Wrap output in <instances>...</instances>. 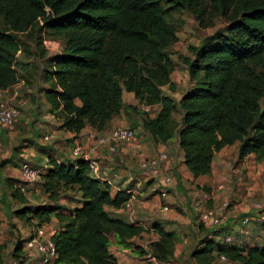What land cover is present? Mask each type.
Segmentation results:
<instances>
[{
  "label": "trees",
  "instance_id": "16d2710c",
  "mask_svg": "<svg viewBox=\"0 0 264 264\" xmlns=\"http://www.w3.org/2000/svg\"><path fill=\"white\" fill-rule=\"evenodd\" d=\"M177 8L229 22L225 33L207 38L187 61L193 85L179 101L163 91L175 86L169 48L178 35L169 19ZM0 17V89L19 79L17 54L26 50L22 34L31 36L37 30V42L46 29L65 37L63 51L46 55L42 70L44 82L51 84L44 89L50 113L60 129L79 135L90 125L103 132L124 110L127 91L146 105L158 106L142 126L153 142L177 138L194 178L211 174L216 153L235 143L237 162L252 154L264 161V0H0ZM178 111L179 121L174 118ZM14 153L20 152L15 148ZM47 164L44 190L55 204L61 190L73 191L75 207L62 211L64 205H28L21 190L24 183L7 181L22 204L14 211L17 217L31 225L58 219L53 234L57 264H117L109 249L112 233L142 254L149 251L161 264L178 263L181 252L173 231L154 226L159 237L146 251L134 239L147 229L107 210L123 206L126 190L112 196L110 183L92 177L83 159L59 161L51 156ZM252 224L261 231L262 223ZM200 228L204 236L190 254L196 264H215L221 255L235 264H264L260 233L253 236L247 230L243 241L222 244L216 240L217 230L202 223ZM24 240H17L11 252L19 264L25 263ZM0 264H5L1 246Z\"/></svg>",
  "mask_w": 264,
  "mask_h": 264
},
{
  "label": "rangeland",
  "instance_id": "374dc122",
  "mask_svg": "<svg viewBox=\"0 0 264 264\" xmlns=\"http://www.w3.org/2000/svg\"><path fill=\"white\" fill-rule=\"evenodd\" d=\"M169 21L175 27L178 35L177 41L169 48V52L175 66L171 76L175 86L173 88L165 86L163 87V91L179 101L181 96L193 85L187 61L195 58V49L207 38L215 35L216 32L225 33L229 22L228 19L218 15L212 16L210 14L205 17H198L193 12L184 8H177L173 12ZM0 27H4L3 19L1 17ZM38 38L39 34L37 30H35L34 34L31 36H27L26 34H22L20 36V39L23 41V46L26 47L25 52H19L17 54L19 61V65L17 66L19 69L18 76L20 79H24L26 81V84L21 88L20 99H25L27 104L22 110L20 119L12 126H0V246L3 248L5 264H19L18 261L13 259L11 252L16 241L19 239H26L31 227L37 223V221H35L33 225L28 224L26 221L14 214V211L22 207V204L20 203V199L15 198L12 195L13 192L8 186L7 180H14L16 184L22 186L23 182L19 178L21 163L28 160L36 167L42 165L41 161L44 160H42L43 156H39L41 155L38 154L39 150L46 151L49 154L57 153L56 155L58 156H71V154L66 151L63 144L65 136H62V139L64 140H60V138L57 139V136H59L58 132L60 130L57 125V121L59 122V120L55 117L53 119L49 116V104L44 92V89L49 87L51 84L44 82L42 77V70L46 66V55L60 53L63 51L66 39L63 36L53 35L47 29L42 32L40 42L36 41ZM134 96L135 95L132 92H124V110L106 125L103 132L109 131L118 126H128L137 129V124L142 127L141 125L143 120L147 117L155 115L158 110L157 105H146L145 103L140 102L138 98V100L135 101L133 99ZM174 118L179 121L181 119V112L178 111L174 113ZM123 119H127L128 123H122ZM134 121L137 124L134 123ZM141 129L142 128H140V131ZM46 136L49 137L48 140L45 139ZM33 142L35 143L34 145H32ZM31 145L34 150H28ZM121 146L122 145L119 147ZM15 148H19L20 150H23L24 148L27 149L25 151L26 157L15 155ZM36 151L38 157L33 154L36 153ZM144 151L150 153L148 150ZM227 151L226 157L232 160V166H234V164L237 163V161H233L235 158V150L234 148H228ZM221 159H224V157L220 159L218 157L216 158L217 165ZM45 162H47V160ZM240 163L241 162H238V165L234 166V168L230 170V175H228L229 178L225 179L223 182L226 186L225 188L229 192L228 196L241 200L242 196L246 193V187L251 185L256 186V189L258 188V194L251 197L252 202L261 201L264 203V161L258 162L256 161V158H253L250 161L251 164H260V174L258 172L259 177L257 180H254L253 177L248 178L247 175L244 176L245 173H241L239 169ZM136 164L138 166V162L135 160L131 162V165L136 166ZM111 167H113V169L107 171L109 175H111V172L116 170L114 165H111ZM17 172L19 173V177ZM141 172L144 173V171ZM141 172L135 171L136 174H140ZM145 181L147 182V180ZM147 183L146 184L149 185V181ZM143 185H145V183L140 187H143ZM60 192V199L55 204L54 200L50 198L49 193H46L44 190L43 176H41L40 179L31 186V190H28L27 193H25V196L27 197L28 205L57 206L58 204L60 205L59 207L64 205L66 208L61 209L62 211L71 209L75 204H77L75 201V198L77 197L76 193L71 190L68 192L61 190ZM184 195H187V193ZM233 201L235 202V200ZM235 203L238 204V202ZM201 204L203 205L202 208H211L208 203L206 204L203 202ZM183 207H185V210L190 211L187 206ZM178 209L179 212H184L183 208ZM193 209L194 208H192V210ZM201 212L202 210L199 212L194 211L193 214L195 216V220L199 218ZM227 216L228 222H224L219 228L204 226L206 229L217 230L215 233L220 235V237L216 239L218 243H225V239L228 236L232 237L233 242L243 241L245 234L241 232V229L249 230L253 233V236H257L260 233V227L258 225L252 224L249 227H241L240 229V226L237 224L235 218L231 216L229 217L228 214ZM235 225L239 226L238 230L234 228ZM45 226L50 230H55L59 227V221L56 217H53L49 225ZM196 226L199 227L200 222H197ZM201 230L203 229L201 228ZM203 233L200 236H193V234H190L192 236L190 242H193V244L192 246L188 245L182 249V251L178 248L179 246H176L177 250L181 252V256H177L179 261L176 264H196V261L190 257V254L192 250L199 245V242L204 235ZM151 240H153V238L150 235H145L142 241L148 245V242ZM251 242L255 243L254 241ZM24 264L37 263L27 261V263L25 262ZM215 264L235 263L231 261H220L218 257Z\"/></svg>",
  "mask_w": 264,
  "mask_h": 264
},
{
  "label": "crops",
  "instance_id": "0c3cea01",
  "mask_svg": "<svg viewBox=\"0 0 264 264\" xmlns=\"http://www.w3.org/2000/svg\"><path fill=\"white\" fill-rule=\"evenodd\" d=\"M133 99L135 101L137 100L135 96L133 97ZM48 110V113L50 114L49 116L54 119V116L50 113V104ZM122 123L126 124L128 123V120L123 119ZM134 123L136 122L134 121ZM57 125H60L58 121ZM137 127L138 128L135 129L137 135V140L135 143L129 145L122 144V146L119 147V152L117 153V155H108L107 153L102 155V169L104 171L103 175L109 180L112 196H115V194L121 190H126V192L128 190H132L134 192H137L138 198L135 201L133 208L130 210H126L123 207L119 209H115L113 207L106 208L111 212L112 216H119L127 222L138 223L147 229V231L143 233L141 238L134 239L135 243L141 245L144 249H146V251H148V245L143 243L142 240L144 239L145 235H150L153 240L158 239V229L154 227L156 225L158 227H163L166 231H173L175 233L176 246H179L178 248L182 251V249H184L188 245L192 246L193 244V242H190L192 238L190 234H193V236H200L204 232L203 230H201L200 226H196L197 222L203 224V222H201L200 220V216L197 220H195V216L193 214L194 211L199 212L201 209H203V205L201 203H206V201L201 196V188L205 187L206 189L213 190L215 192L214 199L207 201L210 207L219 204L223 198L227 197L226 195H228V190L226 188L220 189V184H222L225 179L229 178L228 175H230V170L234 168V166L238 165L237 162L236 164H234V166H232V160L226 157L228 152L227 150L228 148H234L235 158L233 161H238L239 143L228 145L221 151L216 153L212 164L211 174L201 175L197 178H194V176L184 163V152L180 148L177 138H173L167 143H156L150 139V136L143 128V126L140 127L137 124ZM140 128H142L141 131ZM91 129L94 128L90 125H87L81 131L80 135H85ZM58 133L59 136H57V139L60 138V140H66H64L63 144L66 148V151L71 154L73 134L70 131H64L62 129H60ZM62 136H65V138L62 139ZM34 144L35 143L33 142L32 145ZM32 145L30 146V148H28V150H34ZM17 149L20 152L19 155L21 157H26L25 151L27 149ZM139 150H148L154 155L158 154L160 151H166L169 154L167 170L173 177V182L171 185H169L168 187H164L160 180L150 179L144 173H142L139 169V165H131V162H133L134 160L138 162L137 152ZM39 151L38 154H41L39 156H43L42 160L44 161H41L42 163L46 160L48 161L51 156L59 161H64L67 158L72 160L71 156L68 157L66 155V157H64L61 155H56L57 153L48 154L46 151ZM33 154L34 156L38 155L37 151ZM217 157L219 159L224 157V159L220 160L218 165L216 160ZM253 158H256L254 154L244 159L240 163L239 169L241 173H245L244 176L247 175L248 178L253 177L254 180H257V178L259 177L258 172L260 174V164H251L250 161ZM256 161L260 162L257 159ZM111 165H114L116 169L114 171L119 173L118 178L114 176V171L111 172V175L108 174L107 171L113 169ZM135 171H140L141 173L136 174ZM17 175L19 177L18 172ZM141 176H143L144 178ZM145 180H147V182L149 181V185H147L148 183ZM144 183L145 185H143V187H140ZM164 188L168 191V195L166 197H162L160 194L161 189ZM186 193L187 195H184ZM257 194L258 188L256 189V186H247L246 193L244 196H242V199H238V204H232L227 211L229 217H234L239 213H245L250 210L252 205L251 197H254ZM76 205L77 204H75L73 207H75ZM165 205L168 206V209H164ZM183 206H187L190 211L185 210V207ZM178 208H183L184 212H179ZM192 208L194 209L192 210ZM234 228L238 230L237 225H235ZM243 234L248 233L246 231ZM253 241L255 242L254 239ZM109 249L110 252L116 257L117 264H155L156 260L157 262H159L157 258H153L151 256L149 251L146 254H142L134 246H127V244L121 242L114 233L110 234Z\"/></svg>",
  "mask_w": 264,
  "mask_h": 264
},
{
  "label": "built area",
  "instance_id": "2783aa9c",
  "mask_svg": "<svg viewBox=\"0 0 264 264\" xmlns=\"http://www.w3.org/2000/svg\"><path fill=\"white\" fill-rule=\"evenodd\" d=\"M15 67V66H14ZM26 84L24 79L18 81L6 88L0 89V126L10 127L22 115V110L26 106L27 101L20 99L21 88ZM49 139L48 136L45 137ZM137 140V135L134 129L128 126H118L109 131L99 132L96 129H91L85 135L73 134V145L71 147V157L73 160L83 159L88 162L90 175L97 179L109 180L103 175L102 169V155H115L119 146L122 144H133ZM137 160L140 171H144L145 175L150 179L160 180L164 187H168L173 182V177L167 170V163L169 161V154L166 151H160L154 155L147 153L144 150H139L137 153ZM48 168L47 162L36 167L28 160L21 163L20 179L24 185L21 187L25 194L31 190V186L36 183L43 173ZM114 176L119 177V173L115 172ZM225 184H220V189H225ZM229 193V192H228ZM162 197L168 195V191L164 188L160 192ZM26 195V194H25ZM128 198L123 204V208L130 210L133 208L135 201L138 198L137 192L132 190L127 191ZM201 196L206 201L214 199L215 192L208 190L205 187L201 188ZM223 198L219 204L211 208H203L200 214V220L205 226L219 228L224 222L228 221L226 211L229 210L232 204L238 202V199L228 196ZM235 200V202L233 201ZM164 209H168L165 205ZM237 224L241 227H248L252 223H262L263 227L260 231L261 241H264V203L261 201L252 202L250 210L245 213L235 215ZM49 224H36L31 227L28 236L23 243V252L25 262H35L37 264H57V252L55 243L53 241V234L55 230L46 228ZM237 225V226H238ZM238 226V227H239ZM242 232L247 230L241 229ZM232 242V237L228 236L225 243ZM152 256V255H151ZM153 258H156L152 256ZM220 261L230 262L225 255L219 257ZM155 264H161L157 262Z\"/></svg>",
  "mask_w": 264,
  "mask_h": 264
}]
</instances>
